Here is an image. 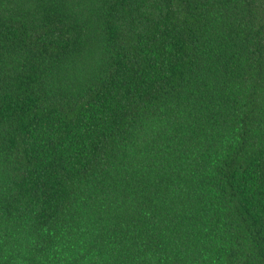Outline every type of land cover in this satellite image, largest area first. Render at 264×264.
Segmentation results:
<instances>
[{
    "label": "trees",
    "instance_id": "1",
    "mask_svg": "<svg viewBox=\"0 0 264 264\" xmlns=\"http://www.w3.org/2000/svg\"><path fill=\"white\" fill-rule=\"evenodd\" d=\"M0 264H264V0H0Z\"/></svg>",
    "mask_w": 264,
    "mask_h": 264
}]
</instances>
